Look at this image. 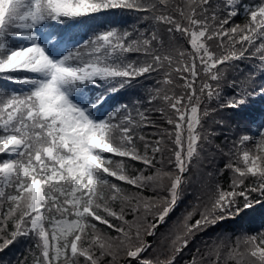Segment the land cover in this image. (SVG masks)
<instances>
[{"label":"snow or ice","instance_id":"snow-or-ice-1","mask_svg":"<svg viewBox=\"0 0 264 264\" xmlns=\"http://www.w3.org/2000/svg\"><path fill=\"white\" fill-rule=\"evenodd\" d=\"M115 12L142 13L148 26L121 31L100 24L64 52L37 35L50 24H88ZM240 14L236 0H0V77L27 86L0 91V154L7 156L0 160V251L31 236L32 264L140 258L152 246L145 237L166 222L191 183L193 161L213 143L215 133L204 122L217 111L209 102L221 96L233 62L256 61L260 76L250 72L220 108L238 109L257 93L264 97V84L251 87L264 79V0L243 6V24L233 20ZM153 74L148 109L121 105L99 116L103 95L77 100L86 88L117 93ZM146 128L156 131L146 134ZM258 137L256 151L245 147L254 139L248 134L234 142L221 169L231 172L230 184L205 187L170 230L166 254L140 264H175L198 234L264 205V125ZM131 162L143 167L133 166L130 174ZM224 247L197 249L190 264H264V232L237 240L222 258Z\"/></svg>","mask_w":264,"mask_h":264},{"label":"trees","instance_id":"trees-1","mask_svg":"<svg viewBox=\"0 0 264 264\" xmlns=\"http://www.w3.org/2000/svg\"><path fill=\"white\" fill-rule=\"evenodd\" d=\"M259 2V0H236V6L241 12L240 15L234 17L236 23L243 24L245 18L243 15V6L252 5ZM214 3L224 4V0H214ZM226 15V12L224 13ZM142 13L135 12H115L108 13L97 17L96 20L89 21L88 24L69 23L67 25L50 24L41 27L37 33L41 42H46L50 49L55 52H64L70 48L78 47L80 43L88 40L94 30H99L100 24L105 27H117L121 31L134 29L143 30L148 25L141 19ZM164 38L167 40V33L163 32ZM177 41L184 48H188L187 42L179 38ZM132 58H135L134 56ZM256 61L242 60L233 62V67L229 68L225 73L224 80L221 83V96L219 99H213L209 102L211 108L217 111L214 115L206 120L205 127L211 128L215 135L212 137L213 143L207 145V150L202 155L193 161L191 169V183L185 185V191L181 201L177 207L167 218L166 222L156 229L155 234L147 236L145 239L151 243V247L141 254L140 258H129L122 256L119 264H140V259H155L158 255L166 254V244L168 243L166 237L170 230L174 227L176 222L184 214L185 210L194 202L195 197L201 194L205 187H212L215 184H221L227 187L231 182V172L224 169L226 163L229 162V153L233 149L234 142L239 140L242 134H248L254 137L253 140L246 142L245 147L256 151L255 140L258 139V133L261 126L264 125V97L258 93L256 95L246 98V103L238 109L220 108L222 103H227L231 98L236 97L240 91V84L249 75L250 72L255 71L257 77L260 76V70L256 69ZM156 75L149 77H141L138 82H134L130 88L122 89L117 93H106L102 87H89L84 90L83 96H78L77 100L91 99L96 101L97 97L103 95L105 97L102 104L96 110V115L104 116L111 110L121 105H128L130 109L139 107L141 110L148 109L150 106L147 102V90L154 86ZM235 80L238 87H232L231 82ZM264 84V79H256L251 87L258 88ZM27 86L11 81H5L0 77V91L1 90H15L17 92L24 91ZM153 121L162 127H167L164 120L160 119L158 113H148ZM219 121L222 123H215ZM156 129L146 128V134L155 132ZM143 151L142 144L139 145ZM112 156V154H105ZM6 154H0V160L6 159ZM119 160L121 158L115 157ZM127 159V158H124ZM235 163V160H233ZM135 169L142 168L143 165L138 162H131L129 165L130 174H134ZM153 170H146V174H152ZM109 179L120 184L126 190L136 191L131 185H127L121 181H115L114 178ZM144 195L151 196L153 193L150 190H145ZM119 201L114 203V207L119 208ZM131 219V216L128 217ZM98 223V222H97ZM104 228L111 235H116L112 230H108L106 226L98 225ZM264 232V205H256L253 209H249L242 215L235 219L225 220L214 227L208 228L205 232L198 234L195 239L191 241L187 248L176 256L175 264H190L191 258L197 249L203 254L207 250V245L213 243L223 242V254L226 253L229 247H235L237 240L243 239L248 235H256ZM35 249V241L31 236L20 237L12 245L0 251V264H32L33 253ZM163 258V256H161ZM231 264H236L233 260Z\"/></svg>","mask_w":264,"mask_h":264},{"label":"rangeland","instance_id":"rangeland-1","mask_svg":"<svg viewBox=\"0 0 264 264\" xmlns=\"http://www.w3.org/2000/svg\"><path fill=\"white\" fill-rule=\"evenodd\" d=\"M1 91H3V90H1Z\"/></svg>","mask_w":264,"mask_h":264}]
</instances>
